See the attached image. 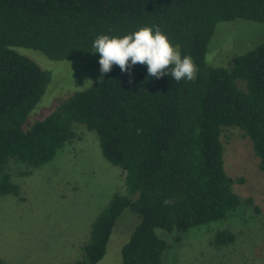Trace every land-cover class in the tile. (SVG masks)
<instances>
[{
    "label": "trees",
    "instance_id": "1",
    "mask_svg": "<svg viewBox=\"0 0 264 264\" xmlns=\"http://www.w3.org/2000/svg\"><path fill=\"white\" fill-rule=\"evenodd\" d=\"M237 19L264 23V0H0V195L20 196L11 163L38 168L52 162L76 139L79 123L98 134L105 158L125 172L128 194L114 196L98 216L73 264L103 260L126 210L140 222L121 264H164L172 245L158 230L186 234L251 205L234 192L235 180L225 171L222 136L230 128L243 131L264 172V43L234 57L228 68L206 62L217 24ZM142 27L159 28L190 56L196 77L177 82L171 75L149 76L140 63L125 72L116 65L24 130L51 74L17 48L53 61L85 58L97 37ZM235 241L226 229L213 245ZM0 264L12 263L0 258Z\"/></svg>",
    "mask_w": 264,
    "mask_h": 264
},
{
    "label": "rangeland",
    "instance_id": "2",
    "mask_svg": "<svg viewBox=\"0 0 264 264\" xmlns=\"http://www.w3.org/2000/svg\"><path fill=\"white\" fill-rule=\"evenodd\" d=\"M264 43V23L237 19L217 24L208 46L206 62L228 68L236 56ZM180 49V47H179ZM51 74L45 95L30 114L24 130L52 114L75 94L106 78L100 54L53 61L41 52L17 48ZM196 77V75H195ZM76 139L41 167L11 163L12 180L20 196L0 195V258L12 264H73L82 257L93 224L116 195H127L125 172L102 153L99 136L86 125L74 123ZM225 171L235 180L233 190L251 200L225 221L194 229L186 234L158 230L172 245L164 264H264V172L253 142L238 128L226 129ZM241 180V182H240ZM140 216L129 210L118 220L106 256L98 264H121L122 249ZM230 230L234 244L213 245L218 231Z\"/></svg>",
    "mask_w": 264,
    "mask_h": 264
},
{
    "label": "clouds",
    "instance_id": "3",
    "mask_svg": "<svg viewBox=\"0 0 264 264\" xmlns=\"http://www.w3.org/2000/svg\"><path fill=\"white\" fill-rule=\"evenodd\" d=\"M92 47L94 53L100 54L102 74L108 73L114 64L125 72L140 63L147 66L151 77L171 75L180 82L193 80L198 71L191 57L182 55L179 46H174L159 28L142 27L122 37L102 35Z\"/></svg>",
    "mask_w": 264,
    "mask_h": 264
}]
</instances>
